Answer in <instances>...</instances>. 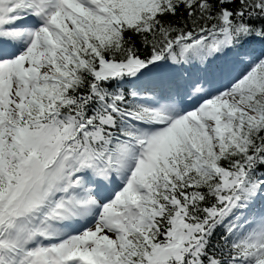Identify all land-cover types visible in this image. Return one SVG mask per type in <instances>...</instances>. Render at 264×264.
<instances>
[{
    "label": "snow or ice",
    "instance_id": "1",
    "mask_svg": "<svg viewBox=\"0 0 264 264\" xmlns=\"http://www.w3.org/2000/svg\"><path fill=\"white\" fill-rule=\"evenodd\" d=\"M0 264H264V0H0Z\"/></svg>",
    "mask_w": 264,
    "mask_h": 264
}]
</instances>
